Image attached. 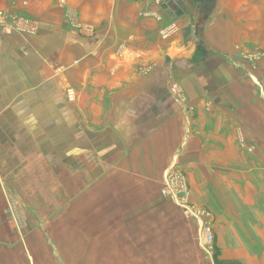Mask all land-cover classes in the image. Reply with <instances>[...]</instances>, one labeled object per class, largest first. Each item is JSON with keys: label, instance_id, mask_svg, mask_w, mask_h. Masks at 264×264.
Returning a JSON list of instances; mask_svg holds the SVG:
<instances>
[{"label": "crops", "instance_id": "1", "mask_svg": "<svg viewBox=\"0 0 264 264\" xmlns=\"http://www.w3.org/2000/svg\"><path fill=\"white\" fill-rule=\"evenodd\" d=\"M169 2L0 0L39 26L36 34L0 31V264L73 261L61 248L42 258L36 243L26 260L9 204H66L78 173L95 188L105 182L95 171L161 185L179 158L213 211L230 203L264 213V58L253 71L240 54L264 48V0ZM171 81L194 117L169 93Z\"/></svg>", "mask_w": 264, "mask_h": 264}, {"label": "rangeland", "instance_id": "2", "mask_svg": "<svg viewBox=\"0 0 264 264\" xmlns=\"http://www.w3.org/2000/svg\"><path fill=\"white\" fill-rule=\"evenodd\" d=\"M23 6L26 8L28 3L24 2ZM20 15L32 20L26 13ZM33 25L38 33L39 26L35 22ZM240 52L241 61L251 70H257L264 58V48L249 46L241 48ZM176 85L181 87L185 96L182 86L176 81H171L169 93L185 106L187 100L183 102L173 91ZM186 107L194 117V109L188 105ZM177 159L166 170L161 185L124 171H95L93 179L105 181L95 188L91 187L92 183L88 184L91 176L87 183L86 180L82 181L79 173L74 174V181L80 182V185L74 184L72 200L66 204L56 197H43L40 205L10 203L9 210L15 215L9 221L10 231L19 229L25 233L24 237L18 236V244L25 246L26 260L32 257L31 247L36 243L42 258L46 259L50 252L60 256L58 248L66 249L62 253L63 259L73 257V261L68 262L70 264H84L85 259L89 264H101L105 257L116 264L117 259L123 260L121 264H216L217 253L220 260L232 259V264H248L252 259L257 264L264 257V237L258 234L259 229H264L263 211L257 213L259 210L255 206L248 213L246 205L235 204L234 209L230 203L226 206V213L213 211L207 205L209 202L205 194L195 196L191 172ZM177 171L184 176L190 188V203L197 217L186 214L168 196V184L171 182L168 178ZM173 181L176 185L183 184L179 176H173ZM262 195L259 200L264 201ZM243 206L241 211L240 207ZM248 215L252 218L249 221L245 219ZM205 222H210L213 227V246L204 240L202 233ZM38 228L40 234L36 230ZM16 238L11 236L10 239L14 241ZM82 245L86 250L75 252ZM113 245L118 249L104 250L106 247L112 250ZM70 248L74 251L68 252Z\"/></svg>", "mask_w": 264, "mask_h": 264}, {"label": "built area", "instance_id": "3", "mask_svg": "<svg viewBox=\"0 0 264 264\" xmlns=\"http://www.w3.org/2000/svg\"><path fill=\"white\" fill-rule=\"evenodd\" d=\"M33 20H30L27 16L20 15L18 13H10L6 12L2 9H0V31L12 34V33H18V34H35L36 32V26L33 25ZM30 24V27H29ZM30 28L31 30L27 29ZM174 93H176L180 99H182L183 102L186 101V98L183 94V91L180 86L176 85L173 89ZM179 171L174 172L169 178L168 181H171L168 184V196L173 198L178 205H180L186 214L188 215H196L195 212H193V207L190 203L191 200V192L190 188L187 187L186 181L184 179V176ZM173 176H179L182 180L183 184L176 183L173 181ZM176 185V186H175ZM189 188V189H188ZM192 217V216H191ZM203 237L206 243L209 246H213L215 243V235L214 230L210 222H205L203 227Z\"/></svg>", "mask_w": 264, "mask_h": 264}, {"label": "water", "instance_id": "4", "mask_svg": "<svg viewBox=\"0 0 264 264\" xmlns=\"http://www.w3.org/2000/svg\"><path fill=\"white\" fill-rule=\"evenodd\" d=\"M169 1H170L169 2L170 5H172V4H178V3H180L182 5L181 2H183V0L182 1L181 0H169ZM186 1H189V0H186ZM191 37H193V39L196 40V41L199 40L198 37H197V35H196L195 28L192 29V35H191Z\"/></svg>", "mask_w": 264, "mask_h": 264}, {"label": "trees", "instance_id": "5", "mask_svg": "<svg viewBox=\"0 0 264 264\" xmlns=\"http://www.w3.org/2000/svg\"><path fill=\"white\" fill-rule=\"evenodd\" d=\"M215 262H216V264H232L231 261L220 260L219 259V253L216 254Z\"/></svg>", "mask_w": 264, "mask_h": 264}]
</instances>
